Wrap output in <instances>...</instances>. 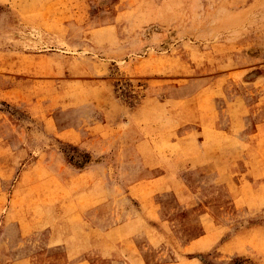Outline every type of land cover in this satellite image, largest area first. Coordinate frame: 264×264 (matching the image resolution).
<instances>
[{"label": "rangeland", "instance_id": "obj_1", "mask_svg": "<svg viewBox=\"0 0 264 264\" xmlns=\"http://www.w3.org/2000/svg\"><path fill=\"white\" fill-rule=\"evenodd\" d=\"M0 264H264V0H0Z\"/></svg>", "mask_w": 264, "mask_h": 264}]
</instances>
